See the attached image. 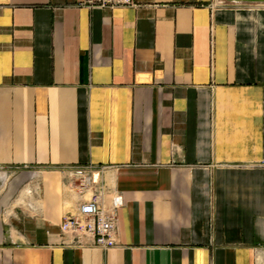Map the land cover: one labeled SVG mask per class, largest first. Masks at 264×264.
Masks as SVG:
<instances>
[{
    "label": "crops",
    "instance_id": "crops-1",
    "mask_svg": "<svg viewBox=\"0 0 264 264\" xmlns=\"http://www.w3.org/2000/svg\"><path fill=\"white\" fill-rule=\"evenodd\" d=\"M134 1L0 0V264H264V0ZM78 166L113 250L61 230Z\"/></svg>",
    "mask_w": 264,
    "mask_h": 264
},
{
    "label": "built area",
    "instance_id": "built-area-1",
    "mask_svg": "<svg viewBox=\"0 0 264 264\" xmlns=\"http://www.w3.org/2000/svg\"><path fill=\"white\" fill-rule=\"evenodd\" d=\"M84 4L89 8L103 9L136 5L134 0H85ZM24 168L30 170L28 166ZM104 170V168L95 166L62 169L63 174L69 178L67 185L71 190L81 196L86 193L92 195L89 200L81 204L76 215L65 220L61 230L64 234L75 236L82 245L110 251L118 246V209L122 206V200L116 199L112 204L106 205L103 202V196L95 190L96 182L94 178L96 175L102 174ZM32 173L34 177H41L44 171L38 168L32 169Z\"/></svg>",
    "mask_w": 264,
    "mask_h": 264
}]
</instances>
